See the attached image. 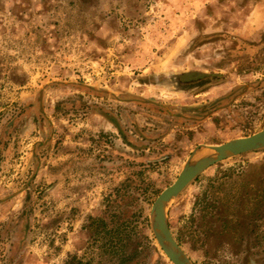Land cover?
<instances>
[{
  "label": "rangeland",
  "instance_id": "rangeland-1",
  "mask_svg": "<svg viewBox=\"0 0 264 264\" xmlns=\"http://www.w3.org/2000/svg\"><path fill=\"white\" fill-rule=\"evenodd\" d=\"M262 128L264 0H0V264H172L155 197ZM167 221L191 264H264V146Z\"/></svg>",
  "mask_w": 264,
  "mask_h": 264
},
{
  "label": "water",
  "instance_id": "water-1",
  "mask_svg": "<svg viewBox=\"0 0 264 264\" xmlns=\"http://www.w3.org/2000/svg\"><path fill=\"white\" fill-rule=\"evenodd\" d=\"M263 146L264 128L249 135L232 138L219 144L205 145L208 152L195 157L196 151H192L175 179L158 193L150 208V223L158 246L172 264L191 263L169 227L167 205L170 200L207 167L230 156Z\"/></svg>",
  "mask_w": 264,
  "mask_h": 264
}]
</instances>
